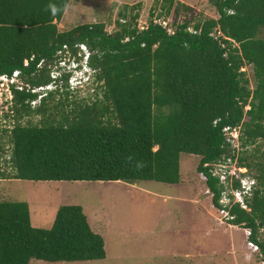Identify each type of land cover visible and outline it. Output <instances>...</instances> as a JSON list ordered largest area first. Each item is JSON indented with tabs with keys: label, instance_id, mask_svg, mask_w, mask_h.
Wrapping results in <instances>:
<instances>
[{
	"label": "trees",
	"instance_id": "1",
	"mask_svg": "<svg viewBox=\"0 0 264 264\" xmlns=\"http://www.w3.org/2000/svg\"><path fill=\"white\" fill-rule=\"evenodd\" d=\"M70 2L0 0V77L21 71L32 87L48 86L56 53L65 45L85 44L102 84L97 86L102 98L96 94L92 105L60 91L35 110L32 102L38 94L14 90V113L42 120L37 125L17 123L10 135L4 131L15 174L0 168V180L175 186L181 183V156L186 154L201 158L198 172L208 177L219 209L224 187L205 166L236 158L223 130L241 127L239 165L254 173L257 188L251 212L234 206L230 215L235 219L229 224L251 232L249 240L259 246L264 260V0H210L219 19L196 24L199 35L188 31L190 21L178 20L182 9L189 8L162 0L160 16L176 17L172 36L152 21L139 30L140 5L125 6L111 34L102 23L60 32L58 23ZM50 4L59 9L55 16ZM219 28L239 47L222 40L227 45L223 49L214 41L210 35ZM246 66L253 67L254 89L242 71ZM58 96L62 100L56 104ZM106 258L105 240L93 231L81 206L61 207L53 227L44 230L33 227L28 204L0 202V264Z\"/></svg>",
	"mask_w": 264,
	"mask_h": 264
},
{
	"label": "rangeland",
	"instance_id": "2",
	"mask_svg": "<svg viewBox=\"0 0 264 264\" xmlns=\"http://www.w3.org/2000/svg\"><path fill=\"white\" fill-rule=\"evenodd\" d=\"M119 1L71 0L66 16L58 23L59 31L102 23L111 34L116 30L119 12L125 8L116 3ZM158 2L162 0L133 5H140L139 30L147 27L152 13L163 11ZM178 4L189 8L188 11L182 9L178 20L190 21L192 28L200 22L219 18L210 0H176L174 8ZM171 17L176 21L174 15ZM244 72L254 89L253 67H245ZM95 81L88 91H70L71 100L86 101L83 98L88 96L93 100L96 94L101 99L97 86L102 84ZM60 100L62 97L58 96L55 103ZM12 107L6 86L0 82V146L5 150L0 151V168L11 177L15 173L9 163L11 149L4 131L10 135L17 123L37 125L42 120L37 115L19 118ZM55 112L52 109L54 115ZM261 146L264 150V143ZM200 161V157L183 154L181 183L175 186L157 182L132 185L123 182L0 181V202L28 204L33 227L44 230L53 227L61 207L81 206L93 231L105 240L107 258L103 261L46 263L33 260L31 264H264L261 253L250 250L246 230L230 226L213 204L206 181L198 172ZM249 175L253 177L254 173ZM262 238L264 240V232Z\"/></svg>",
	"mask_w": 264,
	"mask_h": 264
},
{
	"label": "built area",
	"instance_id": "3",
	"mask_svg": "<svg viewBox=\"0 0 264 264\" xmlns=\"http://www.w3.org/2000/svg\"><path fill=\"white\" fill-rule=\"evenodd\" d=\"M229 13L234 14L233 12H229ZM151 21L154 23V25H158L162 27L170 36L176 33L175 20L171 16H167V15L160 16V13H155L154 18H152ZM122 22L124 23V21ZM149 25L150 23L147 24V27L145 28L142 27V29L140 30L144 31L148 29ZM188 31L193 35H199L201 33L200 30L198 31L192 27H190ZM210 37L214 41L218 42L223 49H226L227 45L222 40L233 43L234 47H239L235 41L226 37L220 28L214 30L211 33ZM92 56L93 53L91 52L89 47L85 44L76 45L74 48L65 45L56 53V58L53 64L50 66V70H51L50 76L52 79L51 85H53V87L55 88H58V90L61 92L71 91L74 93H78V86L80 84V80H78L77 78L69 79L68 88H67V82L64 76L65 74L62 68L66 67L69 61L71 60L74 61L76 58H83L89 64ZM33 61L34 58H32L30 61L27 60L25 62V68H29L31 62ZM43 65L44 63L41 62L39 68H42ZM242 71L244 72L245 68L242 69ZM22 76H23V72L16 71L12 76L5 75L0 77V82L4 86H6V95L8 96V99L11 100L12 103L14 100V90L19 92L38 94L39 99L45 98L47 96L48 86L32 87L31 85L25 84L23 82ZM93 96H94L93 100L91 99V97H85V96H84L85 98L83 99L86 100V102L89 105H92L93 102L96 101V96L95 95ZM37 104H39L37 100L33 101L32 107L36 106ZM250 110H251L250 107L246 108L247 112ZM223 135L226 143L230 146L232 151L236 153L237 155L236 158L224 159V161L220 163L206 165L205 168L209 170V175L213 179L218 180L219 185L224 187V191L222 192L220 199L221 208H219L218 210L221 213V215L225 217V219L229 224L230 221H233L235 219L230 215V209H232L234 206H239L243 211H246L248 213L251 212L250 201L257 188V180L255 179L254 176L252 177L249 175V173L251 172L247 168H243L239 165L238 157H239V153L242 150L241 127H226L223 130ZM200 175L206 181V185H207L208 177L204 173ZM235 184H238L239 187L236 188ZM207 193L211 194L212 197H214V195L212 194L209 188ZM246 232L250 238L251 232L248 230H246ZM249 248L254 253H261L259 246L251 242L250 240H249Z\"/></svg>",
	"mask_w": 264,
	"mask_h": 264
},
{
	"label": "clouds",
	"instance_id": "4",
	"mask_svg": "<svg viewBox=\"0 0 264 264\" xmlns=\"http://www.w3.org/2000/svg\"><path fill=\"white\" fill-rule=\"evenodd\" d=\"M49 9L53 16H55L59 11V9L57 8L55 4H50ZM62 70L65 74L64 76L67 82V88H68L69 79L77 78L78 80H80V84L78 86V92H80L81 90L88 91V88L93 86L96 82L95 80H97L96 71L92 69L90 66V63L88 64L83 58H76L74 61L72 60L69 61L67 63V66L62 68ZM58 92H60L58 88L53 87V85H51L50 83L48 85L46 97H48L51 94H57ZM88 97H91V96H88ZM43 99L44 98L42 99L38 98L37 100L38 103L41 104Z\"/></svg>",
	"mask_w": 264,
	"mask_h": 264
},
{
	"label": "crops",
	"instance_id": "5",
	"mask_svg": "<svg viewBox=\"0 0 264 264\" xmlns=\"http://www.w3.org/2000/svg\"><path fill=\"white\" fill-rule=\"evenodd\" d=\"M122 0H120L119 2H116V3H118V5L119 6H122V5H125V6H133V5H135V4H137V3H145V4H148V2L150 1V0H140V1H138V2H135L136 0H132V2L130 3V4H128V3H126V2H121ZM65 16H66V14H65ZM64 19V18H63ZM63 21V20H62ZM61 21V22H62ZM0 181H7V180H0Z\"/></svg>",
	"mask_w": 264,
	"mask_h": 264
}]
</instances>
